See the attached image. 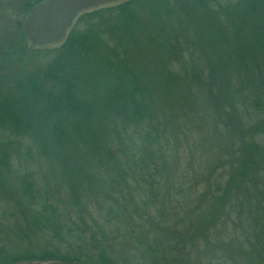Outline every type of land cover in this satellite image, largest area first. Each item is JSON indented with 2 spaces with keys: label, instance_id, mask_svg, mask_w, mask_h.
Instances as JSON below:
<instances>
[{
  "label": "trees",
  "instance_id": "obj_1",
  "mask_svg": "<svg viewBox=\"0 0 264 264\" xmlns=\"http://www.w3.org/2000/svg\"><path fill=\"white\" fill-rule=\"evenodd\" d=\"M46 1L15 6L0 51V170L10 152L36 164L17 204L29 230L69 247H0V264H166L165 241L197 240L227 209L252 226L243 263L263 264L264 0H193L199 17L185 0L99 6L43 68L20 74L24 56L42 54L24 23ZM200 187L203 210H185ZM92 207L102 237L68 241L74 214Z\"/></svg>",
  "mask_w": 264,
  "mask_h": 264
},
{
  "label": "rangeland",
  "instance_id": "obj_2",
  "mask_svg": "<svg viewBox=\"0 0 264 264\" xmlns=\"http://www.w3.org/2000/svg\"><path fill=\"white\" fill-rule=\"evenodd\" d=\"M126 0H118L104 4V7L116 6L120 3L125 2ZM214 0H212L213 2ZM222 3L231 1V0H220ZM237 1V0H236ZM13 3L5 2L1 4L0 0V51H6L9 49L12 44V37L17 28V21L21 19V14L18 9L15 8L19 2L22 0H12ZM185 8L189 11L190 15L199 17L202 13L203 6L197 7L193 0H185ZM99 7V6H98ZM101 7V6H100ZM203 7V8H201ZM97 8V7H94ZM94 8L85 9L84 11L77 14L74 21L70 25L69 29L65 35L58 41L48 44L40 45L31 42L29 39L27 41L28 49L40 50L42 54L34 56H24L20 64L15 67V70L18 73H27L28 71L40 70L43 68L49 59L54 55V50L60 48V46L67 39L68 33L75 26V24L80 19V16L86 12L92 11ZM144 15L141 19L142 22H146L145 12L141 11ZM25 30V29H24ZM8 62L12 59L9 58ZM15 65V64H14ZM6 131L0 132V142L7 140ZM264 138V137H263ZM264 140V139H263ZM36 151V150H35ZM10 158L14 160L13 166L11 168H4L0 170V247H13L14 250L29 249L36 247H49V248H58L65 249L69 247L68 243L66 246L62 244V247L59 245V239L49 236L41 230L35 229L29 230L26 224V218L24 213L21 211L20 202V190H19V177L29 168H37L32 162L22 159L20 161L19 156L12 157L10 152ZM199 193H193L192 197H184L182 200L185 202L191 203L185 205L183 208L187 211H202L201 205H198V196L203 192V189L200 187L198 190ZM187 200V201H186ZM92 209H94L92 207ZM197 210V211H196ZM227 209L226 214L220 215V222L212 223L209 230L202 231L198 236L197 240L185 241L179 245L178 240L173 237L174 240H167L162 246H160L159 255L164 257L167 262L166 264H244L243 257L248 253L251 246L247 243L252 241L249 238V232L252 230L251 224H244L239 218L238 214L235 212H230ZM80 215V216H79ZM74 214V218L77 220V226H73L74 237L71 233L65 235L68 241L77 242L78 237L81 239L87 240L92 237L93 232L97 234L95 237L101 238V223L104 222L103 215L99 210L94 209L91 211V215L88 212L84 211L81 215L80 213ZM185 217V214H181ZM192 216V215H191ZM194 217L187 216V226L180 225V228H187L188 223H192ZM223 219V220H222ZM103 220V221H102ZM179 234V237L180 238ZM109 237L114 238L112 241L117 242L124 238L120 235H110ZM182 237V236H181ZM59 245V246H58ZM58 246V247H57ZM158 248L159 246L156 245ZM182 249V252H181ZM18 264H57L55 262H22ZM264 264V260H263Z\"/></svg>",
  "mask_w": 264,
  "mask_h": 264
},
{
  "label": "water",
  "instance_id": "obj_3",
  "mask_svg": "<svg viewBox=\"0 0 264 264\" xmlns=\"http://www.w3.org/2000/svg\"><path fill=\"white\" fill-rule=\"evenodd\" d=\"M114 1L118 0H47L29 14L25 33L33 43L52 44L65 35L77 14Z\"/></svg>",
  "mask_w": 264,
  "mask_h": 264
}]
</instances>
